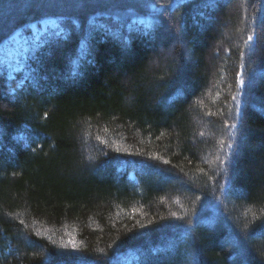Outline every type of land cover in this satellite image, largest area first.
Instances as JSON below:
<instances>
[{
	"label": "trees",
	"instance_id": "1",
	"mask_svg": "<svg viewBox=\"0 0 264 264\" xmlns=\"http://www.w3.org/2000/svg\"><path fill=\"white\" fill-rule=\"evenodd\" d=\"M31 25L0 264H264V0H0V43Z\"/></svg>",
	"mask_w": 264,
	"mask_h": 264
},
{
	"label": "rangeland",
	"instance_id": "2",
	"mask_svg": "<svg viewBox=\"0 0 264 264\" xmlns=\"http://www.w3.org/2000/svg\"><path fill=\"white\" fill-rule=\"evenodd\" d=\"M42 23V26L47 28L53 26L54 24L53 20L51 19L44 20ZM42 26L40 28V32L42 31ZM30 30L33 31L34 37H28L25 36V34L21 35V33L19 34V31H16L10 37L0 43V61L6 62L7 65L9 62H13L11 64L9 63V66L14 64V67L12 68L13 70H15L17 66L15 64L18 58L23 56L27 43L31 39L33 41L36 40L35 36L39 33H37L39 30L34 25H31Z\"/></svg>",
	"mask_w": 264,
	"mask_h": 264
},
{
	"label": "snow or ice",
	"instance_id": "3",
	"mask_svg": "<svg viewBox=\"0 0 264 264\" xmlns=\"http://www.w3.org/2000/svg\"><path fill=\"white\" fill-rule=\"evenodd\" d=\"M251 39H252V37L250 36L249 40H251ZM242 55H243V53H242ZM239 77H240V74L238 73L237 74L238 82H239L240 85H243L244 81L242 79H240ZM173 215H175V214H173Z\"/></svg>",
	"mask_w": 264,
	"mask_h": 264
}]
</instances>
